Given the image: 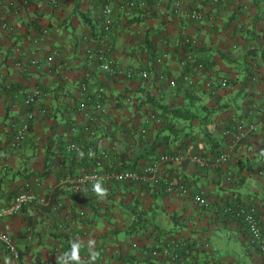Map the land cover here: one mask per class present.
I'll use <instances>...</instances> for the list:
<instances>
[{"label":"crops","instance_id":"0c3cea01","mask_svg":"<svg viewBox=\"0 0 264 264\" xmlns=\"http://www.w3.org/2000/svg\"><path fill=\"white\" fill-rule=\"evenodd\" d=\"M56 2L0 0V205L12 201L26 183L36 197L0 220L19 251L17 264H122L126 257L135 264H172L164 257L151 260L148 251L174 239L210 240L218 248L209 256L211 262L263 264L242 224L223 208L252 205L264 228V137L236 140L230 131L237 122L264 117V60L260 55L246 57L250 46L264 50V0H220L215 5L209 0L132 5L115 0L110 39L116 63L123 71L148 68L154 73L160 68L165 78L153 73L147 78L102 74L84 56L100 38L102 0ZM193 8L203 13L201 21L183 15ZM187 36L196 40L194 59L205 66L191 62L185 70L191 72L193 84L179 82L171 88L167 78L178 82L185 71L179 60ZM162 52L169 58L158 65L155 58ZM87 70L90 89L105 86L106 113L92 135L71 136L69 124L80 120L74 111L81 101L78 84ZM208 80L215 82L212 93L204 88ZM35 85L46 94L28 107L23 95ZM159 104L194 117L166 113L163 123L143 122L149 113H159ZM40 108L48 114L41 115ZM30 110L34 113L28 136L14 148V130ZM141 124L144 135L136 132ZM70 137L109 150L124 167L139 168L167 151L179 160L161 166L159 184L111 183L105 195L93 196L74 182L86 165L64 153ZM223 150H228L227 159L213 165ZM174 180L183 182L188 193L166 192ZM198 192L205 196V205L194 201ZM80 210L85 218L77 217ZM68 225L73 234L65 230ZM74 244L85 252L68 259ZM97 251L99 259L94 257ZM0 264H16L1 244Z\"/></svg>","mask_w":264,"mask_h":264},{"label":"built area","instance_id":"2783aa9c","mask_svg":"<svg viewBox=\"0 0 264 264\" xmlns=\"http://www.w3.org/2000/svg\"><path fill=\"white\" fill-rule=\"evenodd\" d=\"M55 5L56 0H51ZM145 0H131L130 5L134 2ZM220 0H209L212 5L218 4ZM234 1V0H228ZM115 0H102L101 4V32L100 38L97 43H92L85 50V59L95 65L98 71L110 78L116 77L122 72L128 77L137 76L139 78H147L153 73V70L148 68L134 69L130 68L123 71L115 60L114 47L110 39V31L113 24V4ZM176 13L179 12L177 9ZM183 15L192 21H201L204 18L203 13L196 8L185 11ZM2 26L6 27L7 24L2 22ZM184 49L182 58L179 60L180 66L187 69V63L193 61V48L196 45V40L192 37H184ZM53 51V54H56ZM167 52L158 54L155 58V63L158 65L163 64L168 57ZM198 68H204V65H195ZM153 74H157L160 78H165L164 70L156 68ZM90 72L84 71V79L79 83V91L81 95V101L78 104V113L80 120L74 123L70 129L69 134L71 136L79 135L81 133L92 135L95 130L94 126L101 122L102 116L106 113V107L104 103L105 99V86L99 85L93 89L89 88ZM168 85L171 88H175L179 82L184 83L186 86H191L194 82L193 76L189 70L183 71L179 81L175 78H167ZM221 83H225L226 80L222 79ZM215 82L208 80L204 83V88L209 92H213V84ZM44 89L35 85L26 90L23 95V102L28 107H33L39 98L45 96ZM34 110H30L26 113V117L21 121L14 130V135L11 140V146L17 147L28 136L30 130V120L33 117ZM39 113L41 115H47L48 110L46 108H40ZM143 122H157L163 123V119L157 116L155 113H149ZM132 127V126H131ZM230 131L235 133L236 140L247 138L250 135H261L264 137V117H257L253 121L237 122L233 124ZM137 133L144 135L146 128L143 124L137 127ZM66 156L79 164L86 165V170L80 175L76 176L75 184L78 187H84L86 191L93 196H103L106 193L107 185L111 183H147V184H159L162 181L160 174V168L163 164L170 162H177L178 156L171 153H161L156 161L147 163L139 168L124 167L118 164L112 157L109 150L105 148H99L91 142L77 141L74 137H70L63 146ZM193 160L197 161L201 165L205 162L199 155H192ZM228 157V150H223L213 160V165H218ZM166 182V181H165ZM165 188V191L170 193L176 191L181 194H187L188 189L186 185L179 181H169ZM28 183L25 184V188L17 193L12 201L8 204L0 205V220L5 215H11L18 213L22 208L34 202L36 200L35 195L29 191ZM103 190V195H100L96 191V186ZM195 202L205 205L206 198L202 192L195 193L193 195ZM224 213L230 214L242 224L246 231L247 241L250 246L256 249L261 255L262 263L264 264V228L261 227L259 220L256 216L255 207L249 204L236 203L235 205H227L223 208ZM78 218H85L86 212L84 210L78 211ZM68 234H73V226L68 225L64 227ZM0 244L6 252H8L17 264L19 258V251L16 248L12 239L2 230L0 226ZM152 251L153 259L156 261L159 257L169 258L172 264H229L224 260L211 262L210 255L217 252V246L208 239H198L195 242H188L184 239L171 240L169 243L156 244ZM198 256L195 261L192 256ZM208 255V257H204ZM95 258H101L100 252L94 253ZM190 258V259H189ZM189 259V260H187ZM22 264V263H19ZM122 264H134L129 260H124Z\"/></svg>","mask_w":264,"mask_h":264},{"label":"trees","instance_id":"16d2710c","mask_svg":"<svg viewBox=\"0 0 264 264\" xmlns=\"http://www.w3.org/2000/svg\"><path fill=\"white\" fill-rule=\"evenodd\" d=\"M131 0H128V2H130ZM102 3V2H101ZM262 48H258L256 45H253V46H250V47H248L247 48V50H246V57L247 58H250L251 60H253V59H256V57L258 56V55H260L261 56V58L264 60V50L262 49ZM193 61H189L188 63H187V68H189L190 67V63L192 62L193 63V65L195 66V65H199V64H204V66H205V62L204 61H202L201 59H199V58H196V59H194V56H193V59H192ZM80 82H81V80H80ZM79 82V83H80ZM78 87H79V84H78ZM80 97H81V95H80ZM78 104H79V102H77V105L74 107V111L75 112H77L78 110H77V108H78ZM157 108L160 110L159 111V113H155L157 116H159V117H161L163 120H165V118H166V113L168 114H172V115H181V117H183V119H192L193 117H194V115L192 114V115H190V116H188L187 114H183L182 112H181V110L179 109V108H176V109H170V108H168L166 105H163V104H159L158 106H157ZM152 113H154V112H152ZM208 121H209V119L208 120H204L203 121V125L204 126H206V124L208 123ZM75 123V122H74ZM73 122H71L70 124H69V126H68V131H69V129H70V127L74 124ZM58 149H59V152H62V148H61V144H59L58 145ZM166 153H171V152H169V151H167ZM172 154V153H171ZM219 154H220V152H219ZM218 154V155H219ZM46 159L48 160V155L46 156ZM49 166V167H48ZM50 168H51V166H50V164L49 165H47L46 167H45V169H44V171H43V176H46L47 174H48V171L50 170ZM155 245V244H154ZM155 247L154 246H152L151 247V249L148 251V255H150V258H152L151 260H153V256L151 255L152 254V251H153V249H154ZM81 250L83 251V252H85L84 251V249L83 248H81ZM81 250H79V249H77V250H75L76 251V254L77 255H80L81 254ZM74 251V250H73ZM73 251L72 252H70V253H68L67 255H66V258H68V259H70V258H72V256H73ZM126 260H128V259H130V257H126L125 258ZM130 260H132V259H130ZM132 262V261H131ZM135 264V263H134Z\"/></svg>","mask_w":264,"mask_h":264},{"label":"clouds","instance_id":"9594fccd","mask_svg":"<svg viewBox=\"0 0 264 264\" xmlns=\"http://www.w3.org/2000/svg\"><path fill=\"white\" fill-rule=\"evenodd\" d=\"M96 191L98 192V193H100V195H103L104 193H103V190L99 187V185H97L96 186ZM76 249H78V245L77 244H74L73 245V256H72V259H78V255L76 254Z\"/></svg>","mask_w":264,"mask_h":264}]
</instances>
